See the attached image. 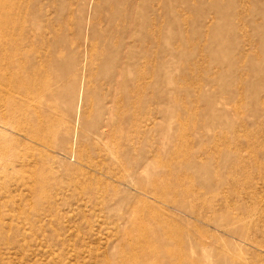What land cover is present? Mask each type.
I'll return each instance as SVG.
<instances>
[{
    "label": "rangeland",
    "instance_id": "obj_1",
    "mask_svg": "<svg viewBox=\"0 0 264 264\" xmlns=\"http://www.w3.org/2000/svg\"><path fill=\"white\" fill-rule=\"evenodd\" d=\"M0 264H264V0H0Z\"/></svg>",
    "mask_w": 264,
    "mask_h": 264
}]
</instances>
